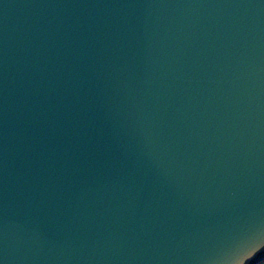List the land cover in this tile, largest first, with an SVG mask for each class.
<instances>
[{"label": "water", "instance_id": "1", "mask_svg": "<svg viewBox=\"0 0 264 264\" xmlns=\"http://www.w3.org/2000/svg\"><path fill=\"white\" fill-rule=\"evenodd\" d=\"M262 262L264 0H0V264Z\"/></svg>", "mask_w": 264, "mask_h": 264}, {"label": "clouds", "instance_id": "2", "mask_svg": "<svg viewBox=\"0 0 264 264\" xmlns=\"http://www.w3.org/2000/svg\"><path fill=\"white\" fill-rule=\"evenodd\" d=\"M259 249H257V251H258ZM255 253H252L251 255H254ZM251 255L248 257L249 259L251 258Z\"/></svg>", "mask_w": 264, "mask_h": 264}, {"label": "rangeland", "instance_id": "3", "mask_svg": "<svg viewBox=\"0 0 264 264\" xmlns=\"http://www.w3.org/2000/svg\"><path fill=\"white\" fill-rule=\"evenodd\" d=\"M260 264H264V262L260 263Z\"/></svg>", "mask_w": 264, "mask_h": 264}]
</instances>
